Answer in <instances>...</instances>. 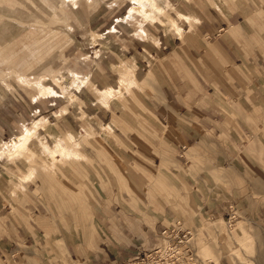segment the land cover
<instances>
[{
  "label": "crops",
  "instance_id": "crops-1",
  "mask_svg": "<svg viewBox=\"0 0 264 264\" xmlns=\"http://www.w3.org/2000/svg\"><path fill=\"white\" fill-rule=\"evenodd\" d=\"M169 1L181 35L156 22L159 25L149 27L151 39L132 38L124 33L107 34L105 39L91 45L89 31L104 27V14L92 19L80 14L74 25V31L79 33L72 30V41L75 40L79 51L82 42L77 36L81 37L84 45L81 48L91 54L87 63L89 82L79 84L81 88L74 91L75 95L70 94L74 99L57 100L54 107L36 104L38 99L22 105L12 93L0 92V141L13 136L37 108L40 115L32 122L43 118L46 128H38L36 136H50L51 132L64 138L73 135L59 134L76 133L86 127L117 143L115 134L107 132L114 133L113 128L120 132V126L125 130V125L144 130L141 121L146 123L150 142L160 151V156L155 157L158 165L185 200L176 197L182 208L174 205L151 208L146 217L137 215L140 224L135 225L124 207L130 201L126 188L118 191L121 183H111L114 198L107 203L111 197L108 191L100 180H93L91 208L118 248L115 258L127 255V248L138 242L150 248L156 236L178 221L192 234L199 229L203 236H210L202 219L225 221L233 211L250 208L252 194L259 195L262 189L261 184H254L252 163L244 154L245 157H239L238 152L250 136L247 146L251 150L257 148L254 131L260 128L264 117V0L221 1L223 12L219 11V5L215 4L214 8L202 0ZM121 80L130 82L131 89L126 90ZM135 84L140 87L136 89ZM119 89L123 93L121 98H127L135 108L139 116L137 123L126 113L123 99H112ZM113 121L120 126L116 127ZM107 126L108 130L104 131ZM219 138L230 149V157L223 156L224 163L232 165L236 173L229 187L224 184L212 187L209 177L207 182L202 173L187 174L185 169L188 163L192 164L187 153L191 155L194 150L200 157V148L213 145ZM7 159L4 157L5 163ZM9 162L12 168L30 173L28 176L35 171L29 170L22 158ZM90 171L92 179L98 178ZM37 180H25L24 188L16 195L8 189L4 176L0 180V264H71L74 258L78 260L79 247L59 237L47 204L36 194ZM162 182L159 176L154 185L159 188ZM137 188L140 190L139 185ZM131 189L134 191V186ZM191 210L196 215L190 216ZM261 210L262 206L253 209L256 216ZM248 221L245 218L239 222L247 226ZM193 239L196 253L205 241L198 234ZM135 252L132 250L133 255ZM103 262L104 258L92 264Z\"/></svg>",
  "mask_w": 264,
  "mask_h": 264
},
{
  "label": "rangeland",
  "instance_id": "rangeland-1",
  "mask_svg": "<svg viewBox=\"0 0 264 264\" xmlns=\"http://www.w3.org/2000/svg\"><path fill=\"white\" fill-rule=\"evenodd\" d=\"M202 1L213 7L217 4L221 8V1L227 0ZM77 5L78 8H72L69 4L67 9L64 7L63 0H0V74L7 73L0 83L1 93H12L17 102L22 105L29 104L32 96L36 95V89L33 87L27 89L17 83L16 77L21 72L20 74L26 77L40 75L43 82L49 84L59 94V96L53 97H39L36 104L45 103L47 107H54L57 100L74 99L70 94H74V91L89 82L87 63L91 52L88 53L86 48H81L84 46L81 37L77 36L78 40L82 42L79 44L82 45L79 51L75 47V40L72 41L74 39L72 30L74 34L79 33V31H74V25L82 13L88 15L90 19L104 14V27L98 31L95 29L89 31L92 35L89 40L91 45L105 39L107 34L124 33L130 34L132 38L151 39L149 27L159 24L179 33L169 21L172 18L177 22L173 17L172 11L174 10L171 9L169 0H155V5L164 9L160 14L151 10L153 17L144 19L142 16L134 14L130 19H124V21L121 19L127 15V10L132 5L131 0H92L90 6L87 2L84 4V2L78 1ZM87 6L91 8L88 10ZM219 11L223 12L222 8ZM85 26L93 28V25ZM178 27L180 28L179 25ZM103 32L104 34L101 36ZM92 55L94 58L95 54L92 53ZM99 55L100 53L97 54V56ZM21 65L22 67H20ZM117 70L119 71V69ZM71 73H74L76 77L73 78L72 84L74 85H70L68 89L64 90L60 82L61 75L72 78L69 76ZM125 73L127 74V71ZM128 75H130L129 71ZM86 77H88L87 80ZM63 84L69 85L68 82H63ZM128 86L130 88L131 85ZM138 87L140 86L135 84V88L138 89ZM122 95L123 93L119 89L114 93L112 99L115 100L119 97L123 99ZM101 100L104 101V99ZM123 100L126 103V113L129 114L130 119H134L137 123L139 116L135 108L127 98ZM52 103L55 104L52 105ZM37 109V112L35 109L30 112L31 117L28 122L20 125L13 136L3 141L20 135L24 126H30L31 122L40 115V111L38 112ZM113 123L116 127L120 126L116 121ZM111 126L113 127V125ZM132 126L131 128L125 125L124 128L127 132L121 126L120 132L116 128H113L114 133L107 132L110 135L115 134L117 143L111 139L114 145L107 141L105 134L100 136L98 132L86 127L76 133L59 134L61 136L72 134L73 136H70L73 138V146L67 147L71 155H61L54 159H50L49 156H57L60 148L54 145L51 132H49L51 138L47 135H37L30 139L24 151L7 152L3 157L0 156V166L4 167V169L0 167V180L4 176L8 189L12 190L15 195L22 191L25 180L39 179L36 181V194L47 204L59 237L65 238L68 242H75L76 247H79L78 260L73 257L74 261H71V264H92V262H100L102 258H104V264H109L118 259L132 256V250L134 251L138 247L146 248L142 242H138L127 248L128 252L125 251L128 253L127 255L115 258L118 248H115L114 240L110 237L105 224L103 225L96 218L91 208L90 183L93 180H100L104 189L108 191L109 197H111L107 203L114 198L109 185L115 184L117 181L121 183H119L121 189L118 188V191H128L130 201H126L124 207L130 213V216L127 217L135 225L140 224L139 216L146 217V213H151V208L161 209L164 205L180 207L176 197L185 200L158 165V160L155 157L160 156V151L150 142L146 123L141 121V127L144 130ZM259 127H256L254 131L258 140L257 148L251 150L247 146L251 140L250 136L248 142L244 143L245 146H242L238 153L239 157L247 156L248 161L252 163L254 184L262 185L260 194H252L250 208L236 210V215L239 217L230 222L222 219L214 221L202 219L203 227L208 229L210 236H203L199 229L192 235L191 244L196 234L206 242H203L196 250L198 264H264V117ZM106 129L108 130V126L104 128V131ZM86 132L90 134H85ZM122 140L125 141V147H123ZM200 150L202 154L200 157L194 150L191 155L187 153L188 159L192 162L191 165L188 163V167H185L187 174L202 173L204 181L208 182L207 177H209L212 187L213 185L221 187L222 184L229 187L236 173L232 165L224 163L223 156L230 157V149L224 139L219 138L213 145L200 148ZM4 157H7L9 161L22 158L29 170L35 169L33 175L28 176L30 173L25 174L22 169L12 168L8 159L5 163ZM90 170L96 173L98 178L93 177L92 179L89 176ZM159 176L163 182L158 188L154 182ZM128 185L131 188L134 186V191ZM138 185L140 190L137 188ZM124 195L126 198L128 197L127 194ZM186 202L189 201L186 200ZM187 203L186 205H188ZM259 206H262L261 214L256 216L253 209ZM194 215L196 213L191 210L190 216ZM245 218L249 219L246 223L248 227L239 222ZM112 229L115 234V228ZM133 231L135 230L133 229ZM139 233L143 235V233ZM158 236H156L153 245L157 242ZM60 243L63 241L61 240Z\"/></svg>",
  "mask_w": 264,
  "mask_h": 264
},
{
  "label": "bare ground",
  "instance_id": "bare-ground-1",
  "mask_svg": "<svg viewBox=\"0 0 264 264\" xmlns=\"http://www.w3.org/2000/svg\"><path fill=\"white\" fill-rule=\"evenodd\" d=\"M63 1H64V7H66L67 9H68L69 4H71L72 8H78L79 7L77 5L78 1H82V2H84V4H86V2H87L88 5L91 4V2H92V0H63ZM131 3H132V5L129 6V8L127 10V15L125 17H123V19H121V20L124 21V19H130L134 14L140 15L144 19H146L149 17H153L151 14V10H153V12H156L159 14L164 10L163 7L155 5V0H131ZM89 6H87L88 10L91 8ZM182 16H183L182 14H179V17H182ZM169 21H171V23H170L171 26H175L177 28V31L181 35V32H180L181 29L178 27L177 22L172 18H170ZM141 32H142V27H141ZM45 53H47V52H45ZM24 57L25 56H23V58ZM20 67H22V65ZM6 70H8V69H6ZM20 73H19L18 77H16L17 83H19L21 87H25L27 89H31L32 87L36 89V95L32 96L33 100H36L39 97H53V96L59 95L49 84H46L43 82V78L40 75H32V76L26 77V76L21 75ZM6 74L7 73H3V72L0 74V83L4 80V77ZM69 76L72 78H67V77L61 75L60 82L62 83L64 90L68 89L70 85H74V84H72V82L76 78L75 74L71 73V74H69ZM121 76H123V75H121ZM125 81L121 80V85L127 90L129 88L128 85H131V84H130V82H128L129 83L128 84ZM63 82H68L69 85L63 84ZM7 86H8V84H7ZM77 87H79V86H77ZM110 91H112V90H110ZM110 95H111V93H110ZM45 123H46V120L43 118L38 120V121H34L30 126H28V127L24 126L23 131L20 135H17L8 141H0V156L3 157L7 152H12V153L17 152L18 153V152L24 151V149L27 148V144H28L29 140L36 136L38 128H40V127L45 128ZM52 139L54 141V145L59 147L60 149L58 150L59 154H57V156L50 155L49 156L50 159H54V158L61 156V155H66V156L71 155V152L67 148L68 146H73V138L70 135H69V137L67 136L66 138H62V137H59L58 135L53 134ZM17 153H15V154H17ZM191 239H192V237H191ZM191 239L189 240V242H190V245L192 246ZM193 249H194V247H193ZM194 252H195V250H194ZM197 262H198V259H197Z\"/></svg>",
  "mask_w": 264,
  "mask_h": 264
},
{
  "label": "built area",
  "instance_id": "built-area-1",
  "mask_svg": "<svg viewBox=\"0 0 264 264\" xmlns=\"http://www.w3.org/2000/svg\"><path fill=\"white\" fill-rule=\"evenodd\" d=\"M239 217L236 211L228 214L225 221ZM178 221L170 229L163 230L157 242L150 248L138 247L134 255L124 257L109 264H198L197 256L189 240L192 237Z\"/></svg>",
  "mask_w": 264,
  "mask_h": 264
}]
</instances>
